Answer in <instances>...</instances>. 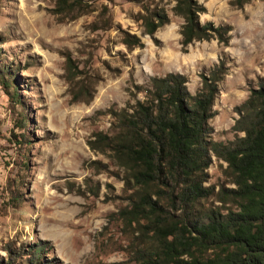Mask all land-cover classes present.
Returning a JSON list of instances; mask_svg holds the SVG:
<instances>
[{
	"label": "rangeland",
	"instance_id": "obj_1",
	"mask_svg": "<svg viewBox=\"0 0 264 264\" xmlns=\"http://www.w3.org/2000/svg\"><path fill=\"white\" fill-rule=\"evenodd\" d=\"M197 1L206 8L202 24L231 26L226 46L194 42L183 53L175 0H146L168 17L152 37L136 21L140 6L127 0H83L85 12L69 22L53 13L56 0H0V264L127 261L130 237L117 216L126 205L119 169L86 142L109 130L107 110L134 103V85L179 73L194 95L200 75L224 58L210 138L227 143L239 135L236 110L264 79V0L241 10L229 0ZM120 30L143 47L128 50ZM67 58L76 80L95 88L88 105L71 100ZM224 168L212 156L206 185L217 190Z\"/></svg>",
	"mask_w": 264,
	"mask_h": 264
},
{
	"label": "trees",
	"instance_id": "obj_2",
	"mask_svg": "<svg viewBox=\"0 0 264 264\" xmlns=\"http://www.w3.org/2000/svg\"><path fill=\"white\" fill-rule=\"evenodd\" d=\"M127 1L140 6L136 21L144 34L152 37L168 24L167 15L150 10L146 0ZM249 2L229 0L228 5L241 10ZM85 8L83 0H56L53 13L69 22ZM171 11L183 20V53L194 42L229 43L231 26L202 24L199 16L206 8L197 0H175ZM120 33L128 50L143 47L136 35ZM65 63L71 100L88 105L95 88L76 80L69 58ZM225 74L221 58L200 75L194 95L179 73L134 85V103L107 110L109 130L87 140L91 151L116 164L123 184L126 205L117 216L130 240L128 259L120 264H264V79L236 110L233 131L239 135L221 143L211 140L208 122ZM4 87L10 88L7 81ZM212 156L225 163L217 190L206 185Z\"/></svg>",
	"mask_w": 264,
	"mask_h": 264
}]
</instances>
